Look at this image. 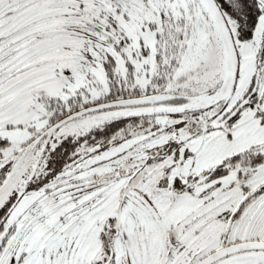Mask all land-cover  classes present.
<instances>
[{
	"label": "snow or ice",
	"instance_id": "snow-or-ice-1",
	"mask_svg": "<svg viewBox=\"0 0 264 264\" xmlns=\"http://www.w3.org/2000/svg\"><path fill=\"white\" fill-rule=\"evenodd\" d=\"M0 264H264V0H0Z\"/></svg>",
	"mask_w": 264,
	"mask_h": 264
}]
</instances>
